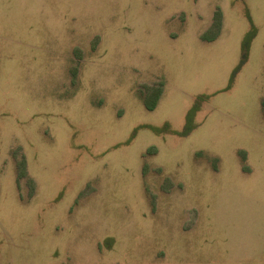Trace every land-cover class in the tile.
Returning <instances> with one entry per match:
<instances>
[{"label": "rangeland", "instance_id": "1", "mask_svg": "<svg viewBox=\"0 0 264 264\" xmlns=\"http://www.w3.org/2000/svg\"><path fill=\"white\" fill-rule=\"evenodd\" d=\"M0 264H264V0H0Z\"/></svg>", "mask_w": 264, "mask_h": 264}, {"label": "trees", "instance_id": "2", "mask_svg": "<svg viewBox=\"0 0 264 264\" xmlns=\"http://www.w3.org/2000/svg\"><path fill=\"white\" fill-rule=\"evenodd\" d=\"M244 56H245V53H244V54L242 53V59H241V61L244 60ZM154 103H155V100L152 99V100H148V101L146 102V105H147V107H148L149 109H151V108L154 106ZM192 116H193V110L190 111V112L188 113V116H187V124H186V126H185V129H183V130L179 133L181 136H182V135H183V136L187 135L188 132L192 130V125H191V117H192Z\"/></svg>", "mask_w": 264, "mask_h": 264}]
</instances>
